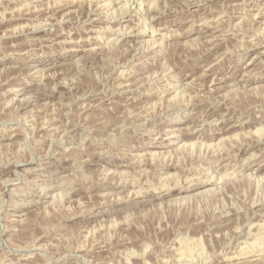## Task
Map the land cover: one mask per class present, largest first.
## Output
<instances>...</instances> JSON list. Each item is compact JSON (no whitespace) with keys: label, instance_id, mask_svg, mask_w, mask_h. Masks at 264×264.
Segmentation results:
<instances>
[{"label":"rangeland","instance_id":"obj_1","mask_svg":"<svg viewBox=\"0 0 264 264\" xmlns=\"http://www.w3.org/2000/svg\"><path fill=\"white\" fill-rule=\"evenodd\" d=\"M128 1L0 0V264H264V0Z\"/></svg>","mask_w":264,"mask_h":264},{"label":"bare ground","instance_id":"obj_2","mask_svg":"<svg viewBox=\"0 0 264 264\" xmlns=\"http://www.w3.org/2000/svg\"><path fill=\"white\" fill-rule=\"evenodd\" d=\"M119 1V0H118ZM139 2V1H138ZM140 3V2H139ZM142 3V2H141ZM44 4V3H43ZM109 4V3H108ZM262 4H264V3H262ZM122 5V4H121ZM104 7H107L106 6V4L105 5H103ZM110 6V5H109ZM124 6V5H123ZM128 6H130L132 9L133 8H139L140 7V5L137 3V1L136 0H129L128 1ZM142 7V6H141ZM108 8V7H107ZM120 8H122V6L120 7ZM130 8V9H131ZM137 8V9H138ZM102 10V9H101ZM120 10V9H119ZM122 10V9H121ZM120 10V11H121ZM151 10V9H150ZM35 11V10H34ZM108 11V10H107ZM109 12V11H108ZM111 13V12H110ZM115 13H117V12H115ZM113 14V12H112V14L113 15H116V14ZM122 13H123V11H122ZM121 13V14H122ZM150 13V12H149ZM29 14V13H28ZM120 14V15H121ZM232 14V13H231ZM9 15V14H8ZM108 15V14H107ZM118 15V14H117ZM122 15H124V13L122 14ZM13 16V15H12ZM34 16V15H33ZM111 16V15H110ZM234 16V15H233ZM11 17V16H10ZM128 17V16H127ZM4 18V17H3ZM129 18V17H128ZM243 18V17H242ZM121 19V18H120ZM143 19V18H142ZM37 22V21H36ZM47 23V22H46ZM105 23V22H104ZM43 24V23H42ZM237 24V23H236ZM122 23H120V21L119 20H115V19H111V21H108V28H109V30H111V31H113V34H115V33H117V32H119V30H123L125 27H122ZM207 26V25H206ZM235 26V25H234ZM129 29L132 27H130V26H127ZM126 27V28H127ZM136 26H134V27H132V29L133 28H135ZM21 28V27H20ZM42 28V27H41ZM104 28V27H103ZM127 28V29H128ZM234 28V27H233ZM28 30H27V33L28 34H33V33H35V32H37L38 30H39V28L38 27H30V28H27ZM138 30V29H137ZM126 31V30H125ZM129 31H131V30H129ZM17 32V31H16ZM108 32V31H107ZM104 33V32H103ZM112 33V32H111ZM127 34L126 35H124L125 37L124 38H122V35H121V38L123 39V40H128V38L131 36V34H132V36H136L135 37V39H137V38H139V36L140 35H142L143 34V32H141V31H138L137 33H135V35H134V32H126ZM131 33V34H130ZM231 33V32H230ZM69 34V33H68ZM125 34V33H124ZM116 35H118V34H116ZM4 36V35H3ZM12 36V35H11ZM78 36V35H77ZM217 36V35H216ZM103 37V36H102ZM104 37H105V35H104ZM120 37V36H119ZM67 38H68V36H67ZM116 38H118V37H116ZM215 38V37H214ZM31 39L32 40H35V36H31ZM111 39H112V37H111ZM135 39H134V41H135ZM152 39V38H151ZM131 40V39H130ZM69 41V40H68ZM81 41V40H80ZM114 41H115V39H114ZM117 41H119V39L117 40ZM140 41V40H139ZM110 42V41H109ZM68 44H73V45H76V46H78V48H80L81 46H80V44H77V43H74V42H67ZM80 43H84V42H80ZM153 44H155V43H153ZM112 46V45H111ZM143 52V51H142ZM125 65V64H124ZM132 74V73H131ZM117 75H119V74H117ZM161 76V75H160ZM178 78V77H177ZM224 78V77H223ZM131 79V77H129V78H125V82H126V84H127V82H128V80H130ZM217 79V78H216ZM220 80V79H219ZM221 82H222V80H221ZM216 83V82H215ZM123 84H124V82H123ZM169 84V83H168ZM125 85V84H124ZM127 85H129V83L127 84ZM126 85V86H127ZM153 85V84H152ZM166 86V85H165ZM213 86V85H212ZM131 87V86H130ZM135 87V86H134ZM109 88V87H108ZM125 88V87H124ZM165 88V87H164ZM163 88V89H164ZM106 89V88H105ZM129 89V88H128ZM132 89H134V88H132ZM169 90V89H168ZM172 91V90H171ZM94 92V91H93ZM165 92H166V90H165ZM149 93V92H148ZM144 96V95H143ZM104 97V96H103ZM138 97V96H137ZM147 97V99H146V101H148V100H151V98L152 97H154V94H150V95H145V97L144 98H146ZM136 98V97H135ZM140 99H142L141 97H139ZM161 98V97H160ZM130 100V99H129ZM135 100V99H134ZM134 100H133V102H134ZM159 103V102H158ZM189 103V102H188ZM138 105V104H137ZM148 105V103L147 104H145V105H143L144 106V108L143 109H147V108H145L146 106ZM142 106V107H143ZM160 106V105H159ZM153 110V109H152ZM123 111V110H122ZM220 113V112H219ZM244 115V114H243ZM146 116V115H145ZM124 118V117H123ZM11 120V119H10ZM90 124V123H89ZM234 126V125H233ZM238 127V126H237ZM123 129V128H122ZM234 129V128H233ZM238 129V128H237ZM240 129V128H239ZM242 129V128H241ZM260 130V129H259ZM249 131V130H248ZM165 132V131H164ZM192 135V134H191ZM191 135H185L186 137H190ZM11 137V136H10ZM182 139V137H176V139L178 140V139ZM195 139H197L196 137H195ZM257 141V140H256ZM256 141H255V144H256ZM258 142V141H257ZM203 144V143H202ZM251 144V143H250ZM246 145V144H245ZM253 145V144H252ZM167 146H169V145H167ZM248 146V145H247ZM213 147V146H212ZM224 148V147H223ZM249 148V147H248ZM245 150V149H244ZM147 153V152H146ZM222 158V157H221ZM250 158V157H249ZM188 162H190V161H188ZM226 162V161H225ZM245 162V161H244ZM223 163H224V159L223 160H220V162H219V165H218V168H220L221 170H225V168L227 167V165L225 164L224 166H222L223 165ZM130 164V163H129ZM76 167V166H75ZM172 167V166H171ZM184 169V168H183ZM243 169V168H242ZM214 171H216V172H219V169H216V170H214ZM233 171H234V168H233ZM195 172V171H194ZM212 173V172H211ZM215 175V174H214ZM229 175V174H228ZM170 176V175H169ZM193 176V175H192ZM195 176H196V174H195ZM217 176V175H216ZM173 177H174V175H173ZM194 177V176H193ZM192 177V178H193ZM191 178V177H190ZM191 178V179H192ZM223 178V177H222ZM179 179V178H178ZM169 181V180H168ZM184 181V180H183ZM13 182V181H12ZM120 182V181H119ZM210 183H212L213 181H212V179H211V181H209ZM6 184V183H5ZM207 184H209L208 183V181H203V182H197V184L196 185H193L194 187H192V188H196L195 186H205V185H207ZM179 188V187H178ZM135 193V192H134ZM130 194V193H129ZM10 200V199H9ZM227 213V212H226ZM251 227V226H250ZM257 228V227H256ZM239 229V228H238ZM251 229V228H250ZM251 234V233H250ZM264 236V235H263ZM256 237V236H255ZM236 243V242H235ZM240 247V246H239ZM261 249V248H260ZM230 250V249H229ZM247 254V253H246ZM259 255V254H258ZM32 257V256H31ZM219 258V257H218ZM256 257L254 256V259H255ZM259 258V257H258ZM257 258V259H258ZM262 260V259H261ZM7 261V260H6ZM254 261H256V260H254ZM226 263V262H225Z\"/></svg>","mask_w":264,"mask_h":264}]
</instances>
